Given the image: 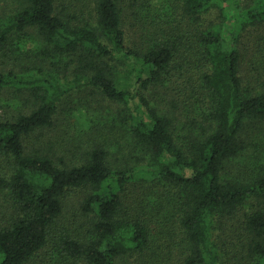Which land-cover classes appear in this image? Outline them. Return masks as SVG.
I'll use <instances>...</instances> for the list:
<instances>
[{
	"label": "trees",
	"instance_id": "trees-1",
	"mask_svg": "<svg viewBox=\"0 0 264 264\" xmlns=\"http://www.w3.org/2000/svg\"><path fill=\"white\" fill-rule=\"evenodd\" d=\"M5 95L0 264H264V0H0Z\"/></svg>",
	"mask_w": 264,
	"mask_h": 264
},
{
	"label": "rangeland",
	"instance_id": "rangeland-1",
	"mask_svg": "<svg viewBox=\"0 0 264 264\" xmlns=\"http://www.w3.org/2000/svg\"><path fill=\"white\" fill-rule=\"evenodd\" d=\"M87 91L86 92H83V90H78V89H75L74 90V98H79L80 96H84V97H87V99H92V97L88 98L89 96H91L90 92L92 91L93 93V89L91 88H86ZM95 94V93H93ZM96 97V100L97 102L101 105L102 103L104 105H106V103L104 102H101V97L99 96H95ZM10 101V97L5 95L3 97H1L0 99V114H3V110L6 109V111H8L9 109L7 108V104L9 103ZM19 102V100L16 101V103ZM95 105V104H94ZM73 106V105H72ZM76 135V132H73L71 129L67 128L66 126H63L59 129H55V131H52L50 133H45L44 134V141L47 142L49 139L54 142V140L52 139V137H58L59 139L61 137L63 138H68V137H71V136H75ZM2 212V213H1ZM5 220V217L3 215V209L1 210L0 209V223L3 222ZM50 249V248H48ZM53 250V249H52Z\"/></svg>",
	"mask_w": 264,
	"mask_h": 264
}]
</instances>
